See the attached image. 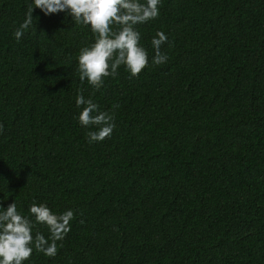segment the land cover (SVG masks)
Segmentation results:
<instances>
[{
  "label": "trees",
  "instance_id": "16d2710c",
  "mask_svg": "<svg viewBox=\"0 0 264 264\" xmlns=\"http://www.w3.org/2000/svg\"><path fill=\"white\" fill-rule=\"evenodd\" d=\"M30 3L0 0V204L75 219L24 264H264V0H162L136 25L150 66L98 91L78 72L89 26L34 8L16 41ZM80 92L120 105L111 138L88 143Z\"/></svg>",
  "mask_w": 264,
  "mask_h": 264
},
{
  "label": "clouds",
  "instance_id": "9594fccd",
  "mask_svg": "<svg viewBox=\"0 0 264 264\" xmlns=\"http://www.w3.org/2000/svg\"><path fill=\"white\" fill-rule=\"evenodd\" d=\"M162 0H32L28 5L26 18L15 30L17 42L29 29L33 21V10L39 8L45 15L64 12L70 15L76 24L89 26L95 40L79 51L78 72L81 83H87L100 90L108 78H116L123 66L131 76H138L150 66L148 50L140 44V32L136 25L159 18ZM168 37L163 31H157L151 40L154 55L151 64L162 65L169 57L161 51ZM82 108L78 120L82 127L95 128L88 131V143L103 142L109 139L116 127L115 109L100 110V106L91 97L85 98L82 92L75 100ZM4 125L0 123V134ZM29 216L23 215L15 202L3 209L0 204V264H24L30 260L33 251L47 257H55L63 247L62 242L71 230L75 219L73 210L63 213L53 212L46 203H36L29 208ZM34 217V220L32 219ZM80 223H84L80 220ZM36 224L47 227L49 236L33 232Z\"/></svg>",
  "mask_w": 264,
  "mask_h": 264
}]
</instances>
